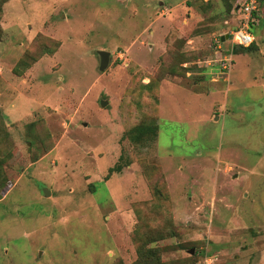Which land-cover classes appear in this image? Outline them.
<instances>
[{
	"label": "rangeland",
	"instance_id": "rangeland-1",
	"mask_svg": "<svg viewBox=\"0 0 264 264\" xmlns=\"http://www.w3.org/2000/svg\"><path fill=\"white\" fill-rule=\"evenodd\" d=\"M238 4L0 0V264H264V5L222 71Z\"/></svg>",
	"mask_w": 264,
	"mask_h": 264
},
{
	"label": "built area",
	"instance_id": "built-area-1",
	"mask_svg": "<svg viewBox=\"0 0 264 264\" xmlns=\"http://www.w3.org/2000/svg\"><path fill=\"white\" fill-rule=\"evenodd\" d=\"M237 12L239 14L238 24L232 28L227 35L229 42V57L220 59V69L227 71L231 64L230 55L234 48H247L252 42L253 38L250 34V27L256 22L255 15L258 11L257 0H238Z\"/></svg>",
	"mask_w": 264,
	"mask_h": 264
},
{
	"label": "water",
	"instance_id": "water-1",
	"mask_svg": "<svg viewBox=\"0 0 264 264\" xmlns=\"http://www.w3.org/2000/svg\"><path fill=\"white\" fill-rule=\"evenodd\" d=\"M223 39H226V36L224 38H220V40H223ZM96 55L98 56V71L102 72L108 64L109 54L108 52L97 51ZM105 103H106L105 101H102V100L99 101L100 106L105 105ZM42 192L44 196L48 195L47 190L43 189ZM189 253H192V249L189 250Z\"/></svg>",
	"mask_w": 264,
	"mask_h": 264
},
{
	"label": "trees",
	"instance_id": "trees-1",
	"mask_svg": "<svg viewBox=\"0 0 264 264\" xmlns=\"http://www.w3.org/2000/svg\"><path fill=\"white\" fill-rule=\"evenodd\" d=\"M259 1L260 0H257V2H258V5H259ZM263 1V5H264V0H262ZM252 27V26H251ZM146 130V127L145 128H143V130H141V131H145Z\"/></svg>",
	"mask_w": 264,
	"mask_h": 264
}]
</instances>
